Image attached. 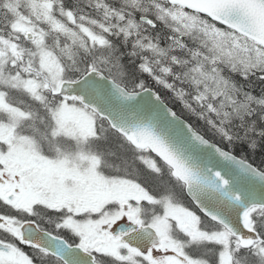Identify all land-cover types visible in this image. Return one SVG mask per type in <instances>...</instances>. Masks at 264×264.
<instances>
[{"label":"snow or ice","instance_id":"snow-or-ice-1","mask_svg":"<svg viewBox=\"0 0 264 264\" xmlns=\"http://www.w3.org/2000/svg\"><path fill=\"white\" fill-rule=\"evenodd\" d=\"M0 264H264V0H0Z\"/></svg>","mask_w":264,"mask_h":264}]
</instances>
